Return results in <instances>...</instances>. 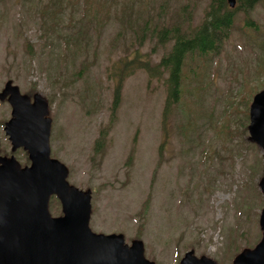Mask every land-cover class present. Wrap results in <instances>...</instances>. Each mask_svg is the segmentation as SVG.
Listing matches in <instances>:
<instances>
[{
  "label": "rangeland",
  "instance_id": "obj_1",
  "mask_svg": "<svg viewBox=\"0 0 264 264\" xmlns=\"http://www.w3.org/2000/svg\"><path fill=\"white\" fill-rule=\"evenodd\" d=\"M213 1L0 0V91L12 79L50 101L51 154L71 184L92 190L91 228L142 239L156 264H180L191 249L233 264L262 237L264 156L248 138V112L264 86V0L249 10L237 0L218 49L188 57L181 100L168 113L167 74L143 68L126 78L112 113L120 60L159 63L174 42L161 32L198 26ZM11 110L0 101L7 155ZM15 155L29 164L25 151ZM49 207L62 214L56 196Z\"/></svg>",
  "mask_w": 264,
  "mask_h": 264
},
{
  "label": "water",
  "instance_id": "obj_2",
  "mask_svg": "<svg viewBox=\"0 0 264 264\" xmlns=\"http://www.w3.org/2000/svg\"><path fill=\"white\" fill-rule=\"evenodd\" d=\"M6 96L13 108L5 127L12 150L23 146L31 165L22 167L14 155H0V264H155L146 258L143 241L128 245L123 234L92 232L91 190L70 185L68 168L51 157L47 99L37 93L32 101L11 81L0 94ZM250 118V139L264 150V89L254 97ZM260 185L264 192V177ZM52 195L60 199L63 216L51 215ZM260 224L262 240L242 251L234 264H264V210ZM181 264L217 262L189 251Z\"/></svg>",
  "mask_w": 264,
  "mask_h": 264
},
{
  "label": "trees",
  "instance_id": "obj_3",
  "mask_svg": "<svg viewBox=\"0 0 264 264\" xmlns=\"http://www.w3.org/2000/svg\"><path fill=\"white\" fill-rule=\"evenodd\" d=\"M257 0H247L246 8L253 7ZM235 21V15L228 8L227 0H214L201 24L184 31L180 26L165 29L161 32L162 38L174 40L169 52L161 58L159 63L152 65L149 60L140 56L134 60H120L113 74L117 80L114 94L113 115H115L122 96V89L127 77L139 68L145 69L151 77H162L167 74V98L165 113L177 104L183 94L184 68L190 55H205L214 52L228 36ZM87 65L80 70L82 74ZM101 145L97 141L96 147Z\"/></svg>",
  "mask_w": 264,
  "mask_h": 264
}]
</instances>
